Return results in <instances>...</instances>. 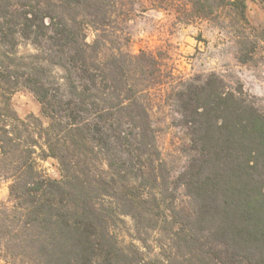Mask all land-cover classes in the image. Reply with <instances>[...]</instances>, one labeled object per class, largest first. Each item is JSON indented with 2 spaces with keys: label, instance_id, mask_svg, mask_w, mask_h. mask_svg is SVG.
Masks as SVG:
<instances>
[{
  "label": "trees",
  "instance_id": "obj_1",
  "mask_svg": "<svg viewBox=\"0 0 264 264\" xmlns=\"http://www.w3.org/2000/svg\"><path fill=\"white\" fill-rule=\"evenodd\" d=\"M133 1L0 0V259L139 264L138 249L112 231L116 216H129L146 230L161 217L178 223L172 246L185 264H264V112L214 71L184 78L166 51L131 52ZM246 6L184 0L178 18H217L229 7L247 22ZM22 87L46 122L13 109ZM155 92L173 95L187 135L174 180L150 112ZM47 158L59 178L39 170Z\"/></svg>",
  "mask_w": 264,
  "mask_h": 264
},
{
  "label": "rangeland",
  "instance_id": "obj_2",
  "mask_svg": "<svg viewBox=\"0 0 264 264\" xmlns=\"http://www.w3.org/2000/svg\"><path fill=\"white\" fill-rule=\"evenodd\" d=\"M184 0H134L125 33L128 48L137 53L141 49L166 51L168 65L175 75L184 78L211 71L227 83L240 84L264 112V3L247 0V22L234 18L225 8L217 18L195 19L184 23L178 9ZM88 40L92 33L88 32ZM29 52V46L20 48ZM244 58L245 60H241ZM173 95L152 93L149 106L156 127L157 144L174 180L187 161L188 140L184 128L178 125V113ZM18 116L40 114L41 104L26 88L16 90L10 99ZM39 170L59 178V166L54 158L38 160ZM182 199V188L173 192ZM8 197V183H0V201ZM165 219V220H164ZM112 231L119 245H134L140 252L139 264H185V254L172 246L178 241L173 234L178 223L170 218H159L152 229L136 224L129 216H116ZM0 264L3 261L0 259Z\"/></svg>",
  "mask_w": 264,
  "mask_h": 264
}]
</instances>
